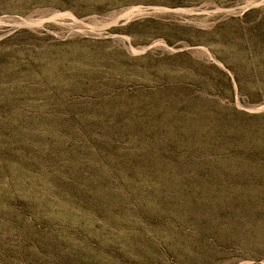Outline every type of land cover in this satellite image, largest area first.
I'll use <instances>...</instances> for the list:
<instances>
[{
    "label": "rangeland",
    "instance_id": "rangeland-1",
    "mask_svg": "<svg viewBox=\"0 0 264 264\" xmlns=\"http://www.w3.org/2000/svg\"><path fill=\"white\" fill-rule=\"evenodd\" d=\"M0 264H264V0H0Z\"/></svg>",
    "mask_w": 264,
    "mask_h": 264
}]
</instances>
